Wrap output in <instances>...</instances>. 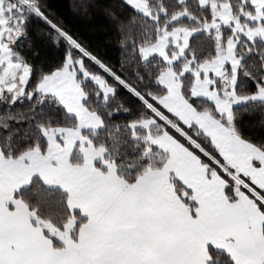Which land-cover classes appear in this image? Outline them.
<instances>
[{"label":"snow or ice","instance_id":"1","mask_svg":"<svg viewBox=\"0 0 264 264\" xmlns=\"http://www.w3.org/2000/svg\"><path fill=\"white\" fill-rule=\"evenodd\" d=\"M0 0V264H264V0Z\"/></svg>","mask_w":264,"mask_h":264},{"label":"trees","instance_id":"2","mask_svg":"<svg viewBox=\"0 0 264 264\" xmlns=\"http://www.w3.org/2000/svg\"><path fill=\"white\" fill-rule=\"evenodd\" d=\"M100 4L108 3L109 0H98ZM49 5L58 13L66 17V22L73 24L79 29L82 37L97 48L103 54L115 58L117 50L114 41L111 40L112 33L106 31V20L97 10L91 20H79L69 12L70 0H48Z\"/></svg>","mask_w":264,"mask_h":264}]
</instances>
